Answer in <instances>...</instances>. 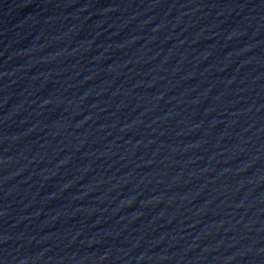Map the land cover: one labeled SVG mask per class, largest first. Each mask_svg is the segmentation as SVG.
Listing matches in <instances>:
<instances>
[{
  "label": "water",
  "instance_id": "1",
  "mask_svg": "<svg viewBox=\"0 0 264 264\" xmlns=\"http://www.w3.org/2000/svg\"><path fill=\"white\" fill-rule=\"evenodd\" d=\"M0 264H264V0H0Z\"/></svg>",
  "mask_w": 264,
  "mask_h": 264
}]
</instances>
